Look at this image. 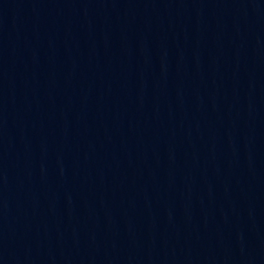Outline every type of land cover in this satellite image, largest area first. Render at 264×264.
I'll return each mask as SVG.
<instances>
[{
    "label": "water",
    "instance_id": "95a60500",
    "mask_svg": "<svg viewBox=\"0 0 264 264\" xmlns=\"http://www.w3.org/2000/svg\"><path fill=\"white\" fill-rule=\"evenodd\" d=\"M0 264H264V0H0Z\"/></svg>",
    "mask_w": 264,
    "mask_h": 264
}]
</instances>
